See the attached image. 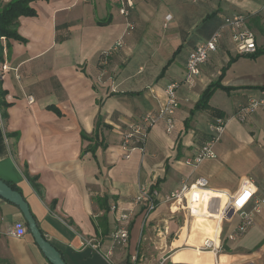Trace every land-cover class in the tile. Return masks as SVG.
<instances>
[{"label":"crops","instance_id":"0c3cea01","mask_svg":"<svg viewBox=\"0 0 264 264\" xmlns=\"http://www.w3.org/2000/svg\"><path fill=\"white\" fill-rule=\"evenodd\" d=\"M10 1L0 0V9ZM133 2L126 18L114 0L33 2L36 17L18 20L17 34L26 42L0 40V66L7 67L0 78L1 100L9 104L0 106V179L14 184L39 231L66 264H129L140 233L154 219L169 215L163 201L184 180L203 178L208 187L189 195L188 207L196 217L183 221L173 246L188 238V244L199 247L210 237L213 223L204 217H217L242 181L252 180L258 193L264 190V107L243 122L236 117L250 100L264 99V0ZM240 14L255 34L256 52L238 55L223 29L217 50L200 67L194 84H183L185 62L195 46L225 17ZM117 42L121 46L113 50ZM217 80L233 89H218L208 101L222 112L224 131L213 146L215 158L192 168L185 161L208 141L214 118L191 111ZM170 83L178 84L173 130L167 133L165 121H158L147 129L144 151L134 149L125 159L121 133L165 105L164 89ZM2 112L7 114L4 120ZM24 168L36 178L39 193ZM141 188L154 194L157 203L146 222L142 205L133 204ZM103 197L106 211L97 203ZM111 203L133 215L127 247L113 248L108 256L116 226ZM238 204L232 202L224 215L229 218ZM102 216L106 234L98 227ZM16 223L26 227L19 210L0 198V264H49L28 230L22 238L11 236ZM257 229L261 236L255 250L223 252L219 264H264V206L246 234ZM224 249H231L230 244ZM187 252L176 251L172 262H193ZM196 259V264H212L209 255Z\"/></svg>","mask_w":264,"mask_h":264},{"label":"built area","instance_id":"2783aa9c","mask_svg":"<svg viewBox=\"0 0 264 264\" xmlns=\"http://www.w3.org/2000/svg\"><path fill=\"white\" fill-rule=\"evenodd\" d=\"M202 1L205 0H190V2L194 4ZM114 2L118 5L119 15L125 18L129 16L134 8L133 0H114ZM260 12L264 18V2L260 8ZM166 20L168 21L169 17H167ZM128 27L130 30L133 29L131 25H128ZM223 29L228 30L230 40L238 55L247 56L256 52L255 34L248 29L246 17L242 14L225 17L222 25L214 31L207 40L196 45L192 53L188 56L185 62L183 84L187 86H192L194 84L196 77L200 73V67L208 61L210 54L217 50ZM120 46L121 43L117 42L113 50ZM109 55L110 53L104 56L107 59ZM101 64H105V60ZM6 70L7 67L5 65L0 66V78ZM177 87V83L168 84L164 89L166 96L165 105L157 112L142 115L137 123L128 126V128L121 133V148L126 152L124 156L125 159L129 158L128 153L134 149L144 151L147 140V129L155 125L158 121H165L167 133L173 130V116L179 106L175 95ZM28 101L32 102V98L29 97ZM259 107H264V99H252L246 106L238 110L236 117L240 122H243L247 115L255 112ZM224 127V119H213L211 124V139L204 142L196 155L186 160L185 164L189 167L196 168L203 160L215 158L213 146L219 140L220 135L224 131ZM207 187L208 182L203 178H197L192 182L186 180L182 181L180 186L169 193L163 201L168 206V216L170 219L181 217L184 222H186V220L192 221V219H195L196 216L192 214L188 207V197L195 189H207ZM232 202H239V204L237 207L233 208L231 216L227 218L224 213ZM133 204L135 206L142 205V215L145 222L149 220L157 207L154 194H147L144 188L139 190ZM263 206L264 190L258 193L252 180L246 179L242 181L236 194L229 195L225 207L221 209L217 217H204L213 223V231L210 237L204 238L199 247L188 244V238H184L177 246H173L172 244L167 246L165 244L164 253L155 260L154 264H174L171 259L172 256L176 251L185 248L209 252L216 258L219 254L223 253L226 246L228 247L229 244L237 242L253 227L255 216L261 212ZM109 211L115 214L116 224L110 236L113 246L107 254L111 256L113 248L127 247L129 241L128 226L133 212L131 210H120L114 203L109 205ZM156 228L157 236L162 237V235L167 234V228L162 232L159 230L158 226H156ZM26 233V227L19 223L14 224L10 232L11 236L15 238H22ZM144 262V257L140 255L138 251H134L131 254L129 264H145ZM215 264H219V262L216 260ZM241 264L253 263L243 262Z\"/></svg>","mask_w":264,"mask_h":264},{"label":"trees","instance_id":"16d2710c","mask_svg":"<svg viewBox=\"0 0 264 264\" xmlns=\"http://www.w3.org/2000/svg\"><path fill=\"white\" fill-rule=\"evenodd\" d=\"M37 1H47V0H11L9 3L5 4L1 9H0V39L4 38L6 40H13L17 41L19 43H25L26 41L21 38L17 34V26H18V20L21 17L24 18H34L36 17V12L35 10L30 6L31 3L37 2ZM223 22V21H222ZM221 22V23H222ZM173 60V59H172ZM170 60V62L172 61ZM223 90L226 92H230L233 89L230 88H224L220 85L219 80L216 82L210 84L200 95L199 100L196 102L194 105L191 114L195 111H204L207 114H209L211 117L214 119L220 118L223 119V114L220 110L215 109L213 107H210L208 104V101L212 94L216 90ZM4 95V92L1 91L0 88V106L2 108H7L9 104H6L1 100L2 96ZM2 119L7 118V114L5 112H2L1 114ZM101 125V119H98L96 123V130L97 128ZM14 137H17V134H11ZM10 136V135H9ZM211 139V136L209 137L208 140ZM24 175L28 180L30 181L32 187L34 190L39 193V187L38 184L36 183V178H30L26 168H24ZM12 190L17 191V188L14 186V184L5 182ZM19 193V192H18ZM97 203L99 204L100 208L106 211L108 209L107 206V199L105 197L97 199ZM98 227L101 229V234H106L107 233V223H106V218L105 216H102L99 221H98Z\"/></svg>","mask_w":264,"mask_h":264},{"label":"rangeland","instance_id":"374dc122","mask_svg":"<svg viewBox=\"0 0 264 264\" xmlns=\"http://www.w3.org/2000/svg\"><path fill=\"white\" fill-rule=\"evenodd\" d=\"M157 219H154V223L151 222L147 227H144L139 236L137 251L144 257L145 264H154L155 260L164 253L165 244L169 246L170 242L177 237L176 234L179 233V228L183 227V220L181 217H177L172 220L168 215H163L159 218V220ZM174 223L176 231L171 233L172 231L170 232V230L174 227ZM156 226H158L161 232L167 228V234L162 235V237L157 236ZM249 232L245 235V238H241L237 242L231 243V249H224L223 252L231 254L233 252L240 251L246 253L255 250V246L260 242L259 236H261V233L258 229L254 233L250 234ZM187 253L188 254L186 256H194L193 262L191 261L192 259H190V261H187L188 264H196L198 254L191 252Z\"/></svg>","mask_w":264,"mask_h":264},{"label":"water","instance_id":"95a60500","mask_svg":"<svg viewBox=\"0 0 264 264\" xmlns=\"http://www.w3.org/2000/svg\"><path fill=\"white\" fill-rule=\"evenodd\" d=\"M0 198L15 206L22 218L24 224L32 236L34 243L41 251L49 264H66L61 257V254L45 240L44 236L39 231L37 224L30 213L29 207L20 193L12 190L4 181L0 179Z\"/></svg>","mask_w":264,"mask_h":264},{"label":"bare ground","instance_id":"6f19581e","mask_svg":"<svg viewBox=\"0 0 264 264\" xmlns=\"http://www.w3.org/2000/svg\"><path fill=\"white\" fill-rule=\"evenodd\" d=\"M181 251H190L196 254H201V255H209L212 259V264H215L218 256L215 258L212 254H210L209 252H205V251H199V250H186V249H182V250H178L177 252H181ZM218 261V260H217ZM176 264V263H174Z\"/></svg>","mask_w":264,"mask_h":264}]
</instances>
